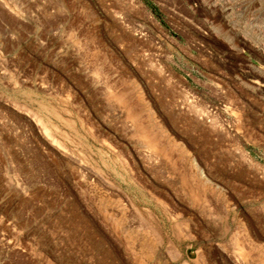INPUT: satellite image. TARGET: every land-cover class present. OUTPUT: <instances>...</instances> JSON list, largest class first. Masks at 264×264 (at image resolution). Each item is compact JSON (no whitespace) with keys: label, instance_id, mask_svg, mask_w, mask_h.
<instances>
[{"label":"rangeland","instance_id":"rangeland-1","mask_svg":"<svg viewBox=\"0 0 264 264\" xmlns=\"http://www.w3.org/2000/svg\"><path fill=\"white\" fill-rule=\"evenodd\" d=\"M0 264H264V0H0Z\"/></svg>","mask_w":264,"mask_h":264}]
</instances>
